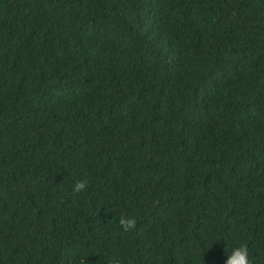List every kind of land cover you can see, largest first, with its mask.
<instances>
[{"label": "trees", "instance_id": "16d2710c", "mask_svg": "<svg viewBox=\"0 0 264 264\" xmlns=\"http://www.w3.org/2000/svg\"><path fill=\"white\" fill-rule=\"evenodd\" d=\"M245 245L264 264V0H0V264Z\"/></svg>", "mask_w": 264, "mask_h": 264}, {"label": "clouds", "instance_id": "9594fccd", "mask_svg": "<svg viewBox=\"0 0 264 264\" xmlns=\"http://www.w3.org/2000/svg\"><path fill=\"white\" fill-rule=\"evenodd\" d=\"M88 182L86 180L76 181L72 186V194L77 195L86 190ZM120 227L125 231H131L136 227V220L134 217L121 216L119 220ZM224 264H253L249 259V252L247 246H241L232 249L229 255L226 256Z\"/></svg>", "mask_w": 264, "mask_h": 264}]
</instances>
